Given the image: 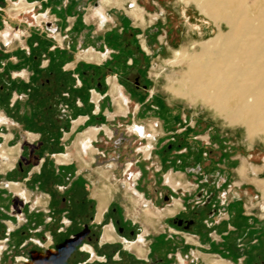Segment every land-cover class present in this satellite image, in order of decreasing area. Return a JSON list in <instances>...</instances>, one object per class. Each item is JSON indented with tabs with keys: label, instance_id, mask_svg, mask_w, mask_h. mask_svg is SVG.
I'll use <instances>...</instances> for the list:
<instances>
[{
	"label": "crops",
	"instance_id": "1",
	"mask_svg": "<svg viewBox=\"0 0 264 264\" xmlns=\"http://www.w3.org/2000/svg\"><path fill=\"white\" fill-rule=\"evenodd\" d=\"M5 1L7 0H0V5L5 4ZM26 1L35 5V14L44 15L43 24L32 23L30 25L27 22V25L16 26L15 23L13 26H9L11 15L9 13L8 16L0 14V31L10 29L18 33L16 40L8 41L4 46H2L4 41L0 37V44L4 47V50L0 48V87L3 88L0 90V121L4 119L2 124L0 122V143L3 142V145L6 144L16 150L12 159L14 162L12 167L2 169V163H0V188L4 189L5 184L16 182L28 195L27 200L23 197L25 202L20 201L22 212L28 214L25 223L15 224L14 217L10 215L8 218L0 220L3 223V227H0V264H42V262L75 264L76 260L68 262L69 259L65 256L68 245L66 239L69 236L73 240L81 239L83 247L92 249V251L85 249L77 251L87 264H106L107 262L114 264H211L215 260L224 261L226 264H264V197L252 182L242 179L238 175V169L222 170L225 179L233 183L227 191H223L221 201L217 199L213 201L214 205L208 206L214 210L207 221V224L209 223L211 226L208 224L209 231L205 236L197 231L198 227L185 230L173 226L174 221L179 218L178 214L185 210L183 201H181L182 207L174 216H166L161 219L160 223L166 224V227L160 232L155 231L156 235H152L153 233H145V228H142L140 232L136 233L135 238L117 231L114 223L115 216L110 214L112 208H116L119 214L116 217L123 222L122 225L128 224L131 228V224H133L134 230L137 222L132 223L122 215L120 216L122 214L121 206L115 201V197L109 200L100 218L99 200L87 192L84 196L87 201H83V193L89 190L87 189L89 186H92L89 179L91 167L95 161H98L99 155L106 158L102 148L96 149V145L98 143H102L103 146L104 143L111 144L121 135L116 122L130 119L131 114L129 111L126 117L111 118L116 111L115 99L120 96L121 92H124V88L119 84V88L112 92L108 81L109 79L118 81V75L110 76L105 82L104 64L112 59L113 54L122 53L127 56L124 48L132 42H129V39L123 40V36L127 35L125 33L135 37L133 43L140 47L147 56V40L138 39L145 31L141 27H137V21L130 16L127 10V5L132 0H123V7L108 8L106 11L108 19L103 26H100L98 22L92 23V20H86L90 7L98 8V16H103L105 10L100 12L103 0ZM24 20L26 19L23 18L22 22ZM45 27H50V30H45ZM106 27H108V31H106ZM137 31L141 34H138ZM31 32H40V37L47 36L46 39L43 37L45 40H40L41 45L34 49V52L52 58L53 61L49 60L48 63L62 61L67 64V69H61L64 74L67 71L76 74L74 89L72 87L71 90L67 89L76 98L70 101L61 100L63 104L67 105L64 116L59 113L60 105L57 99H54L55 101L48 100L47 103H45L46 101L39 102L36 107L34 106L35 110L30 117H24L21 113L16 118L9 116L12 111L11 107L15 105L18 109L22 107L23 102L20 101V95L34 88L32 76L36 67L31 64L32 60L27 56V53L31 51V40L27 36ZM109 32L113 33L112 38H110ZM68 34L71 35V42L65 45ZM59 35L62 42L58 40ZM7 38L10 39L9 36ZM160 43L163 44L162 41ZM60 46L62 48L68 46L69 50L71 48L72 50L86 48V54L92 50L93 54H105L106 57L100 62H91L81 59L79 56L72 60L73 56H68V51L63 50ZM82 53L84 52L82 51ZM128 59L129 65L133 64L134 60L129 54ZM80 64H83L81 70ZM68 65L73 66L68 68ZM23 73L24 75H22ZM81 75L85 76V80L81 79ZM67 85L72 86L69 81ZM83 91L85 92L82 93ZM95 95L99 97L98 100H94ZM42 96H44L43 93ZM128 98L131 102V98ZM135 114H137L136 111L131 119L132 125L143 124ZM79 118H85V121L76 126L75 122ZM90 128L100 130L97 139L93 141L97 150L93 157L90 153L79 155L78 148L75 147L78 136ZM106 128L110 131V135L106 133ZM60 155L69 156V162L58 163L56 156ZM0 156L9 159V154L1 149ZM30 156L39 162L38 165L35 168L28 167L24 173L20 174L15 170L17 160ZM109 157L114 160L113 156L109 155ZM251 158L248 157L247 160ZM89 159L92 160L89 163L91 166H88ZM114 162L107 167L98 168L95 172L100 175V172L105 170L108 175L111 173L115 176L120 172ZM260 165L263 167L262 174H264V158ZM250 168L249 166L247 168L248 179L260 178V173L255 175L256 169ZM155 171L157 174L161 168L159 167ZM65 176L73 177L72 182L68 185L65 182ZM88 176L90 177L88 178ZM233 176H235V182L232 180ZM76 180H79L80 184L74 183ZM9 189L15 191L16 194L23 195L16 184H10ZM78 197V202L81 205L83 203L87 205V202L90 201L96 207L95 216L90 222L83 223L80 215L75 216L74 212H71L75 208L73 202ZM59 198L64 200L63 204L60 203ZM11 199L6 195L0 197V206L13 209L16 204H12ZM255 208H260L259 215L253 214ZM64 210H67L70 215L68 213L61 214ZM144 223L147 225L148 221L145 219ZM72 225L77 229L75 233L71 232ZM109 226L116 228L113 231L116 240L112 242L103 241L105 228ZM7 228L11 230V233L7 245H3V233ZM142 235H144L145 241L144 255L141 256L136 250L128 249L126 242L138 241ZM229 235H237L236 245L244 247V253L241 254L236 247L232 249V246L222 248ZM148 238L150 242L147 243ZM41 239L45 240L41 242ZM57 254L61 257L56 258ZM94 254L98 256L95 258ZM230 255L238 259L235 260L236 263L227 260ZM129 256L134 258L133 262L127 261ZM25 258H28L27 262ZM79 260L81 261V259Z\"/></svg>",
	"mask_w": 264,
	"mask_h": 264
},
{
	"label": "rangeland",
	"instance_id": "2",
	"mask_svg": "<svg viewBox=\"0 0 264 264\" xmlns=\"http://www.w3.org/2000/svg\"><path fill=\"white\" fill-rule=\"evenodd\" d=\"M19 1L20 0L5 1V4L3 3V5H0V14H2V16H8V9L14 4L19 3ZM118 1V3L112 2L109 7L113 5L123 7V0ZM29 2L30 1H28V3ZM102 2H104V0ZM130 5L136 6L137 9L135 10L141 12L143 17H136ZM102 7L104 10L108 8L105 5ZM93 9H95V7L89 8L87 16L91 15ZM127 10L130 16L137 21V27H141V29L145 31L138 39L141 41L142 39L147 40L148 55L145 56L141 48L133 43L134 36L125 33L127 35L123 36V40L129 39V42H132L129 46L124 48L126 49L125 52H127V56L122 53L113 54L111 56L112 59L104 64V69L106 70L104 81L107 82L110 76L118 75V81L116 82L124 88V96L127 95L131 98V102H129L131 114L129 116L130 119L127 118L116 122L117 126H119L118 128L121 135L114 139L111 144L107 145L104 143L103 146L101 145L102 143H98L96 145V149L102 148L101 150L104 151L106 158L99 155L98 161H95L91 167L89 173L91 177L88 176V178L90 177L89 179L91 180L92 186L86 187L89 190L83 193V198L87 192L94 196L104 185L115 188V201L121 206V215L127 221H132V223L137 222V225L134 227L135 234L140 232L142 228H145L144 230L153 233L152 235H156L154 233L155 231L160 232L166 227V224H161L160 221L154 219L153 223L148 222L146 225L144 223L146 211L150 210L155 214L165 213L167 210L173 209L175 200L180 202L183 201L185 210L178 214V217L187 220L192 219L195 222L199 221L198 225H200V227L197 231L205 236L209 231V223L207 224V221L210 219V212L214 210L208 208V206L214 205L213 201L217 199L221 201L223 199V191H227L233 183L232 181L229 182L226 180L224 184H221L223 175L218 172L230 168L238 169V175L244 179L241 176L240 169L243 166H247V168L249 166V169H251L250 167L256 169V173L252 171L255 175L260 173V178H247V181L252 183H254L253 180L258 179L264 181V174H262L263 167L260 165L264 158V142L259 137L250 139L242 125L228 124L224 118L217 116V114L212 109L208 108L201 100L190 102L177 98L167 91L166 88L169 82H171L170 80L179 77L180 70L182 69L181 66H170L167 64L169 59L174 58V51L185 50L191 55L193 52L200 50L198 46L193 49V47H191L192 43L206 41L217 33V29L213 22L201 14L194 3L186 5L182 0H132L128 3ZM101 11L100 9V12ZM35 12L36 7L33 8L30 14L29 12H23V14H21L22 16L17 17L16 26H21L20 24L27 25V22L30 25L32 23L36 24L34 18ZM93 13L98 16L97 12ZM113 14L115 15L116 13ZM105 15L106 14L103 16L105 17ZM36 16L39 15L36 13ZM103 16H98L102 22L105 20ZM93 17H91L92 23L97 22V18ZM23 18L26 20L22 22ZM106 18L108 19V15H106ZM118 25L120 24L118 23ZM223 29H226L225 26H223ZM45 30H50V27H45ZM108 30V27H106V31ZM5 31L4 29L0 31V37ZM137 33L141 34L139 31H137ZM39 35H41L40 32H31L27 36V38L31 40V51L29 52L26 50L29 52L27 56L31 58V64H34L36 67L34 75L32 76L34 88L20 95L19 98L20 101L23 102V105H21L22 107L19 109L16 105L11 107L12 111L9 114L10 117L16 118L20 113L24 117H30L35 110L34 106L36 107L39 102L42 103L46 101L45 103H47L48 100L55 101L54 99L58 100L60 105L59 113L64 116L66 115L65 111H67V105L63 104L61 100L70 101L76 98L67 90L69 88L71 90V87L74 89L76 85L74 76L76 74L70 71L64 74L61 70L64 68L67 69V64L62 61H56L53 64H51L52 62L48 63L49 60L53 61V59L46 57L45 54L34 52V49H37V47L41 45L40 40L42 41L47 38L45 35L42 37ZM112 35L113 33L109 32L110 38H112ZM53 36H51L52 39H54ZM17 38L18 33L17 37L13 40ZM65 40V45L71 42V35L68 34V38ZM160 41H162L163 44H161ZM4 45H6L5 42H3L2 46ZM2 46L0 44V48L3 49L4 47ZM62 49L68 51V56H73L72 60L77 59L78 56L81 59H86V48L80 50H72L71 48L70 50L72 53L68 49V46ZM82 51L84 53H82ZM128 54L132 56L134 60L133 64L129 65L130 61L128 59ZM82 66L83 64H80V70ZM81 79L85 80V76L81 75ZM68 81L72 86L67 85ZM2 89L3 88L0 87V90ZM84 92L85 91L82 93ZM42 93L44 96H42ZM78 96L82 98V96ZM119 97L122 96L120 95L116 98ZM118 100L119 99H117L116 102L122 109L121 102ZM163 107H165V112H167V114L161 117L156 112H162L160 110H163ZM135 111L137 113L135 114L136 118L143 122L140 126L144 128L147 137H145V135H140V133L136 135L128 129L129 126H132L131 119ZM178 122L180 124L179 126H177ZM152 123L157 125L158 132L157 134L150 133L151 137H149L148 125ZM184 126H186L187 129L184 128ZM91 132H93V130H91ZM91 132L89 134H91ZM149 138H153L151 155L149 156L150 159L146 158L144 153L140 150L148 145ZM2 145L3 142L0 143V147ZM178 145H181V147ZM1 150L9 154L7 166L9 168L12 167L14 165L12 159L14 158L16 150L8 147L6 144L3 145ZM109 155L113 156L114 160H112ZM230 157L233 159L231 164L227 163ZM248 157L252 158L247 160ZM17 161L15 170L20 174L24 173L28 167L35 168L39 163L31 156L21 157ZM91 161L92 160L89 159L88 163ZM113 161L117 164V170L120 173L114 176L111 173L108 175V173L103 172V177L95 172L98 168L107 167V165L113 163ZM183 166L186 169H184ZM199 166L202 169L200 171L198 170ZM128 167L130 168L129 170ZM159 167L161 171L156 174L155 170L159 169ZM64 178L67 185L71 183L73 179L72 176H65ZM164 179L173 187H176L178 183H180L181 186L183 184L187 185L189 186V191L185 190V188L173 190L165 184ZM234 179L235 176H233L232 179L235 182ZM74 183L80 184V181L76 180ZM218 184H221V186H218ZM129 188L135 189L137 193L128 190ZM168 188L170 190H168ZM105 189H109V187H104V190ZM261 194L264 197V192H261ZM4 195H6L7 198H12V204L16 205L13 209L0 206V220L2 218H8V215H10L14 217L15 224L20 225L25 223L28 214L23 213L20 208V201L25 202V199L16 194L15 191L13 192V190L8 189L5 185L4 189L0 188V197ZM107 195L103 199H106ZM78 200L79 197L73 202L75 208L71 212H74L75 216L80 215L83 219V223L90 222L95 216V205L90 201L87 202V205L85 203L81 205ZM59 201L62 204L64 202L61 198H59ZM83 201L86 202L87 198H84ZM105 208L106 206H104V209ZM259 211L260 208H255L253 214L259 215ZM174 212V210H170L171 215L174 214ZM63 213H68V211L64 210L61 214ZM68 214L70 215V213ZM132 226L134 225L131 224V228H129L127 224L126 227L127 229H133ZM173 226H176V224L174 223ZM0 227H3V223L1 222ZM70 228L71 232L74 233L77 230L73 225ZM204 230L205 232L203 233L202 231ZM10 233L11 230L8 228L3 233V245H7ZM44 240L45 239H41V242ZM66 241L68 245L66 246L65 256L68 257V262L76 260L75 264H87L86 260H83L81 258L82 256L77 252L83 249L86 250V247L81 245V239L77 241L69 236ZM148 242H150L149 238L147 239V243ZM231 246H233V244H230V247ZM60 257L61 255L59 256V254H57L56 258ZM222 258L225 259V257ZM25 259L28 260V258ZM79 259H81V261ZM90 259L89 257V260ZM227 260L236 263L235 260L238 259L230 255ZM127 261L133 262L134 258L129 256ZM47 263L48 262H42V264ZM106 264L114 263L107 262Z\"/></svg>",
	"mask_w": 264,
	"mask_h": 264
},
{
	"label": "bare ground",
	"instance_id": "3",
	"mask_svg": "<svg viewBox=\"0 0 264 264\" xmlns=\"http://www.w3.org/2000/svg\"><path fill=\"white\" fill-rule=\"evenodd\" d=\"M182 1L186 5L194 3L213 22L217 33L206 41L192 43L193 49L198 46L200 50L191 55L185 50L174 51V58L167 64L182 69L179 77L170 80L167 91L190 102L201 100L228 124L242 125L250 139L259 137L264 142V0ZM112 2L119 1L104 0L103 5L108 7ZM133 7V14L143 17ZM137 131L142 133L139 128ZM82 136L84 146L94 132ZM240 173L247 179V166ZM253 182L264 192V181ZM106 193L110 195V189L101 190V197Z\"/></svg>",
	"mask_w": 264,
	"mask_h": 264
},
{
	"label": "flooded vegetation",
	"instance_id": "4",
	"mask_svg": "<svg viewBox=\"0 0 264 264\" xmlns=\"http://www.w3.org/2000/svg\"><path fill=\"white\" fill-rule=\"evenodd\" d=\"M101 4H102V6H104L103 5V2ZM130 6H131L132 9L134 8L133 5H130ZM34 7H35L34 4L28 3L26 0H20L19 3L14 4L13 6H11L8 9V13L11 15V18L9 19V22H8L9 26H13V24H15L16 21L18 20L17 17L18 16H22L21 14H23V12L24 13L25 12H29V14H30L31 11H33V8ZM108 8H111V7L108 6ZM107 9L104 11V8L101 7V10L104 11V14H106V15H108V13H106ZM97 11H98V9L93 10V12H97ZM12 13H13V15H12ZM92 13H91L90 16H87L86 17V20L87 21H91L92 20L91 17L94 16L93 18L96 17L97 18V22L101 26H103L105 24V22L107 21L106 15H105V20L102 22L98 18V16H96V14H94V13L92 14ZM34 18H35L37 24L38 23L43 24L42 22H43L44 15L36 16V14H34ZM51 30H53L52 27H51ZM7 36L10 37L9 40H8ZM1 37H2V40H4L5 43H8V41H12L14 38L17 37V33L14 30L7 29L4 33L1 34ZM58 40H59V42H62V39H61V36L60 35L58 36ZM105 57H106L105 54H93L92 50H90L87 54H85V58L88 61H91V62H100ZM71 67H72V65H68V68H71ZM22 75H24V73ZM108 82H109V84L111 86L112 92H115L119 88V84L116 81H113L112 79H109ZM120 95L122 97H119V98H116L115 99L116 111L111 116V118H114L115 116H123V117H126L128 115V113H129V111H130L129 98H128V96L127 95L124 96V93L123 92H121ZM98 98L99 97L95 95L94 100H98ZM117 99H119L118 101L121 102L122 109L120 108V105L116 102ZM162 109L163 110H160L162 112H158L157 111L156 113L159 116L164 117V116H166L167 112H165L166 111L165 108H162ZM3 120L4 119H2V121H0L1 124L4 122ZM84 121H85V118H79L75 122V125L76 126H79L82 123H84ZM179 125L180 124L178 122L177 126H179ZM156 126L157 125L155 123H152V124H149L148 125L149 135H150V133L151 134H157L158 129H157ZM137 128H139V129L142 130V133H140V135H142V136L145 135V137H147V134L144 132V128L142 126L138 125V124H134L132 126H129L128 129L130 130V132H133L136 135H138L139 132L137 131ZM184 128L187 129L186 126H184ZM91 130H93V132H94V137L89 136V138H91L90 143L89 144H85L83 146L81 144V141H82L81 140V136L82 135H85V134H89L91 132ZM99 132H100V130L98 128H90L85 133H83V134H81V135L78 136L77 141L75 143V147L78 148V154L79 155H81V154L84 155V154L90 153V155L93 157V155L96 153V149H95V147L93 145V141H95L97 139V136H98ZM106 133L108 135H110V131L107 128H106ZM149 137H151V135ZM149 139L150 140H148V145L146 147H143V148L140 149L144 153V156L146 158H148V159H150L149 156L151 155L152 140H153V138H149ZM149 144H151V146ZM178 146L181 147V145H178ZM2 147H3V145L0 147V149H2ZM58 158H61L64 161L65 160L66 161L65 162H59L58 161ZM0 160H1V163H2V169L3 168L4 169L9 168L6 165L7 164V161H8V158H4V157H1L0 156ZM56 160L60 164H66V163L69 162V156H67V155L56 156ZM232 161H233V159L230 157L229 160L227 161V163L231 164ZM88 166H91V164L88 163ZM129 167H130V165H129ZM129 167H128V170L130 169ZM184 169H186V168L184 167ZM198 170L199 171L202 170L200 168V166L198 167ZM103 172H105V173H107V172L105 170L100 172V175L104 177V175L102 174ZM218 173L221 174V175H223L222 174V170H220V172H218ZM223 177H224V175H223ZM223 177H222V181L220 180L221 181V184H224L226 182L225 177L224 178ZM164 181H165V184L168 185L169 187H171L173 190H177V189H180V188H185V190L189 191V186H187V185H184L183 184L181 186V184L178 183L176 187H173V186H171V185H169L167 183L166 179H164ZM10 184H16L18 186V188L22 191L23 195H20L18 193L17 194L20 195V196H22V197H24L26 200L28 199L27 193L23 190V188L19 184H17L16 182H11L9 184H5V186L9 189V185ZM221 184H218V186H221ZM129 185H131V184H129ZM104 187H109L110 193H111L110 196L107 195L106 199H103V197H101V194H100V191L103 190ZM128 190L132 191L133 193H137L136 190L133 189V188L132 189L129 188ZM168 190H170V189L168 188ZM115 194H116V189L115 188H112L110 186H107V185H104L103 188L99 189L98 192L94 194V196L99 200V218H100L102 212L105 210L104 209V206H107L109 200L113 199V197H115ZM138 202H139V200H138ZM180 207H182V203L180 201H178V200H175L174 201V207H173V209H169L165 213L155 214L152 211L147 210L146 213H145V219L149 223L150 222L153 223L154 219H157L158 221H161V219L164 218V217H166V216H174L177 213V211L179 210ZM170 210H174L175 211L174 214L171 215L170 214ZM110 214L115 216L114 223H115V225H117L116 228H117L118 233H120V234H128L129 237L133 238V236H134V238H135V236H136L135 231L133 229H131V230L127 229V227H126L127 225H122L121 220L116 217L117 215H119L118 212L116 211V208H112L110 210ZM210 214H211V212H210ZM120 216H121V214H120ZM196 222L194 220H192V219H188V220L187 219H183L182 217L181 218H178L177 220L174 221V223L176 224V226L178 228H182V229H185V230H189V229L194 228V227H198L199 228L200 227V225H198V222L199 221H196ZM116 228L113 227V226L106 227L105 228V233H104L103 241L112 242V241L116 240L115 236L113 235V231H114V229L116 230ZM202 232L204 233L205 230L202 231ZM145 233H147V232L145 231ZM144 235H142L138 239V241H135V242L134 241L133 242H126V247L128 249H131V250H136L138 252V254L141 255V256L144 255V247H143L144 241H145L144 240ZM236 241H237V235L236 236L235 235H233V236L232 235H229L228 237H226V239L224 241V246L222 248L224 249L226 246H230V244H233L232 249H233V247H236L237 249H239L238 251H240L241 254L244 253V247H237ZM0 250H1V248H0ZM86 250L92 251V249L90 247H86ZM96 256H98V255L94 254L93 257L96 258ZM216 261H220V260H215L212 263H214ZM221 262H224V261H221ZM121 264H125V263H121Z\"/></svg>",
	"mask_w": 264,
	"mask_h": 264
},
{
	"label": "built area",
	"instance_id": "5",
	"mask_svg": "<svg viewBox=\"0 0 264 264\" xmlns=\"http://www.w3.org/2000/svg\"><path fill=\"white\" fill-rule=\"evenodd\" d=\"M27 261V260H26Z\"/></svg>",
	"mask_w": 264,
	"mask_h": 264
}]
</instances>
